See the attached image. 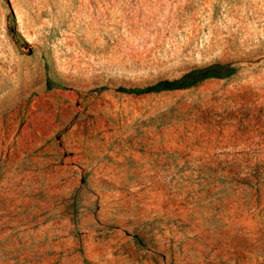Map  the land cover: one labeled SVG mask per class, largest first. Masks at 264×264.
Segmentation results:
<instances>
[{
    "label": "rangeland",
    "instance_id": "rangeland-1",
    "mask_svg": "<svg viewBox=\"0 0 264 264\" xmlns=\"http://www.w3.org/2000/svg\"><path fill=\"white\" fill-rule=\"evenodd\" d=\"M0 188V264H264V0H0Z\"/></svg>",
    "mask_w": 264,
    "mask_h": 264
},
{
    "label": "trees",
    "instance_id": "trees-1",
    "mask_svg": "<svg viewBox=\"0 0 264 264\" xmlns=\"http://www.w3.org/2000/svg\"><path fill=\"white\" fill-rule=\"evenodd\" d=\"M235 72V67L226 64H211L202 68H197L186 75L174 80H162L153 85L143 88H125L119 87L120 90L132 93L159 92L168 89L189 88L199 82L211 77H227ZM48 87H52L51 80H48Z\"/></svg>",
    "mask_w": 264,
    "mask_h": 264
},
{
    "label": "crops",
    "instance_id": "crops-1",
    "mask_svg": "<svg viewBox=\"0 0 264 264\" xmlns=\"http://www.w3.org/2000/svg\"><path fill=\"white\" fill-rule=\"evenodd\" d=\"M6 175V174H5ZM8 204V193L0 188V211H6Z\"/></svg>",
    "mask_w": 264,
    "mask_h": 264
}]
</instances>
